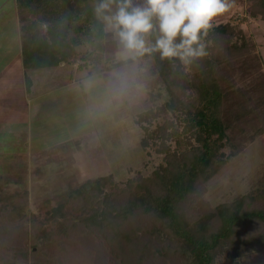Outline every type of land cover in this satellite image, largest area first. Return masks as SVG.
<instances>
[{"label":"trees","instance_id":"16d2710c","mask_svg":"<svg viewBox=\"0 0 264 264\" xmlns=\"http://www.w3.org/2000/svg\"><path fill=\"white\" fill-rule=\"evenodd\" d=\"M248 1L250 16L264 20V0ZM16 2L26 67L31 59L39 67L64 63L72 79L75 65L83 69L89 63L100 64L106 26L95 12L98 0ZM244 22L239 18L214 23L204 37L208 55L189 64L162 59L159 52L138 57L153 63L169 94L162 104L136 117L144 130L142 147H154L163 162L149 175L139 173L123 183L112 173L88 179L67 202L52 209L53 219L63 218L62 231H77L82 241L100 246L120 264H145L141 250L160 256L165 247L177 249L186 264H218L225 253L231 264H243L239 257L245 249L264 243V190L214 207L203 196L206 182L238 151L228 132L224 71L257 48ZM148 39L154 43L156 34ZM12 194L24 199L20 192ZM10 198L0 193V203ZM77 211L68 218L67 213Z\"/></svg>","mask_w":264,"mask_h":264},{"label":"rangeland","instance_id":"374dc122","mask_svg":"<svg viewBox=\"0 0 264 264\" xmlns=\"http://www.w3.org/2000/svg\"><path fill=\"white\" fill-rule=\"evenodd\" d=\"M230 2L232 7L215 23L245 18L243 26L257 48L224 71L228 132L238 151L206 182L203 196L212 207L264 190V20L246 11L248 0ZM127 59L115 34L106 29L99 65L89 63L81 70L75 65L72 85L42 94L28 128L10 124L0 129V193L12 195L0 203L1 264H120L100 246L82 241L77 231H62L63 218L56 221L50 213L88 179L112 173L123 183L139 173L149 175L163 162L154 147H142L144 130L136 117L169 94L149 59L120 63ZM237 111L243 116H236ZM73 213L78 211L67 213L68 218ZM147 252L140 251L145 264L187 263L173 247H165L160 256ZM239 260L264 264V243L245 249ZM231 261L225 253L218 264Z\"/></svg>","mask_w":264,"mask_h":264},{"label":"clouds","instance_id":"9594fccd","mask_svg":"<svg viewBox=\"0 0 264 264\" xmlns=\"http://www.w3.org/2000/svg\"><path fill=\"white\" fill-rule=\"evenodd\" d=\"M231 7L230 0H98L95 12L115 34L125 58L159 52L162 59L189 64L208 55L204 37Z\"/></svg>","mask_w":264,"mask_h":264},{"label":"crops","instance_id":"0c3cea01","mask_svg":"<svg viewBox=\"0 0 264 264\" xmlns=\"http://www.w3.org/2000/svg\"><path fill=\"white\" fill-rule=\"evenodd\" d=\"M29 63L31 66L26 67L22 22L17 2L0 0V129L2 130L10 124L28 128L31 116L35 112V105L42 101V94L49 95L52 89L60 85H72V79L67 77L64 63L61 64V68L57 65L39 67L32 59Z\"/></svg>","mask_w":264,"mask_h":264}]
</instances>
